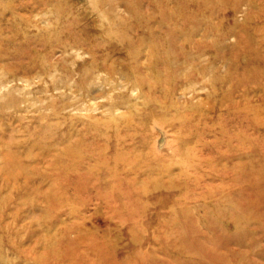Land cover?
I'll return each mask as SVG.
<instances>
[{
  "label": "rangeland",
  "instance_id": "rangeland-1",
  "mask_svg": "<svg viewBox=\"0 0 264 264\" xmlns=\"http://www.w3.org/2000/svg\"><path fill=\"white\" fill-rule=\"evenodd\" d=\"M0 264H264V0H0Z\"/></svg>",
  "mask_w": 264,
  "mask_h": 264
},
{
  "label": "bare ground",
  "instance_id": "bare-ground-1",
  "mask_svg": "<svg viewBox=\"0 0 264 264\" xmlns=\"http://www.w3.org/2000/svg\"><path fill=\"white\" fill-rule=\"evenodd\" d=\"M135 4H136V1H134L133 3H131V5H132V7H133V8H132V11L138 13V12H137V9H136V7H135V6H136ZM132 14L134 15L135 13H132ZM134 16H135V18H138L136 14H135ZM110 30H111V29H110ZM109 32H110V31H109ZM111 32L113 33L114 30H112ZM126 44H127V43H126ZM112 45H113L112 50H114V45H117V44L114 43V44H112ZM115 47H116V46H115ZM61 48H62V51L69 52V53H70V50H71V51H75L76 53H78L77 51L80 50V47H76L75 45H62ZM116 49H118V48H116ZM88 73H89V72H88ZM18 78H19V77L17 76V79H18ZM19 79H21V80H25V79H22V78H19ZM54 88H59V87L54 86ZM156 123H157V122H156ZM151 125H152V124H151ZM151 125H150V126H151ZM159 126H160V125H159ZM152 127H153V126H152ZM152 127H151V128H152ZM160 127H161V126H160ZM156 128H157V127H156ZM158 128H159V127H158ZM160 131H161V130H160ZM161 134H162V133H161ZM163 137H164V136L160 137L158 141L162 142ZM163 141H164V140H163ZM162 143H163V142H162ZM158 145H159V144H158Z\"/></svg>",
  "mask_w": 264,
  "mask_h": 264
}]
</instances>
